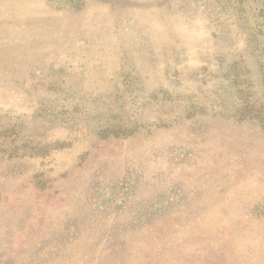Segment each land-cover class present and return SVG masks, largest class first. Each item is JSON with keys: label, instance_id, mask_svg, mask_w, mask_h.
<instances>
[{"label": "rangeland", "instance_id": "1", "mask_svg": "<svg viewBox=\"0 0 264 264\" xmlns=\"http://www.w3.org/2000/svg\"><path fill=\"white\" fill-rule=\"evenodd\" d=\"M236 5L0 0V264H264V131L239 122L264 23Z\"/></svg>", "mask_w": 264, "mask_h": 264}, {"label": "trees", "instance_id": "2", "mask_svg": "<svg viewBox=\"0 0 264 264\" xmlns=\"http://www.w3.org/2000/svg\"><path fill=\"white\" fill-rule=\"evenodd\" d=\"M252 1L253 4L257 5L252 13V19L255 22L254 19H262V23H264V0H250ZM248 2V0H237V5H236V9H239V14H238V19H242L243 17V13H245V7H246V3ZM259 5V6H258ZM259 7V10H258ZM247 19V18H246ZM256 23V22H255ZM250 34H253V36H257V35H261L264 36V30L262 29H258L256 32H253L254 28H250ZM264 44V42H263ZM208 111V110H206ZM241 115L240 116V125L242 128L243 127V123H246L245 125L249 126L250 128H252L253 130H261L264 131V119L262 117V114H264V111L260 112L259 110H254L252 107H245L244 109L241 110ZM203 112V111H201ZM209 114H214L215 116H220L222 115L224 112L223 111H213V112H208ZM239 125V126H240ZM239 128V127H238Z\"/></svg>", "mask_w": 264, "mask_h": 264}]
</instances>
